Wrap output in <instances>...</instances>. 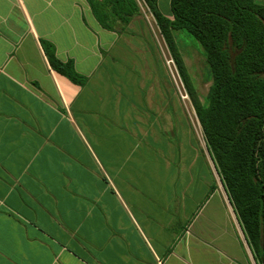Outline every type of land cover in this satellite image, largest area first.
Here are the masks:
<instances>
[{
  "label": "crops",
  "instance_id": "obj_1",
  "mask_svg": "<svg viewBox=\"0 0 264 264\" xmlns=\"http://www.w3.org/2000/svg\"><path fill=\"white\" fill-rule=\"evenodd\" d=\"M135 23L0 0V264H256L196 113L201 138L160 66L118 65Z\"/></svg>",
  "mask_w": 264,
  "mask_h": 264
},
{
  "label": "trees",
  "instance_id": "obj_2",
  "mask_svg": "<svg viewBox=\"0 0 264 264\" xmlns=\"http://www.w3.org/2000/svg\"><path fill=\"white\" fill-rule=\"evenodd\" d=\"M100 25L122 34L142 8L169 50L256 264H264V4L258 0H171L172 20L158 0H87ZM119 24L120 29L116 28ZM201 46L212 85L202 104L179 52L175 32ZM51 66L75 83L73 65L43 42Z\"/></svg>",
  "mask_w": 264,
  "mask_h": 264
},
{
  "label": "rangeland",
  "instance_id": "obj_3",
  "mask_svg": "<svg viewBox=\"0 0 264 264\" xmlns=\"http://www.w3.org/2000/svg\"><path fill=\"white\" fill-rule=\"evenodd\" d=\"M264 3V0H260ZM143 17L136 19L135 27H130L129 35L130 48L128 50V60L119 63V66H160V75L162 86L160 89L167 90L170 94L174 92L178 104L182 110L191 115L193 123V131L201 138V129L195 116V109L191 98L188 96L182 79L177 71L176 66L169 64L171 56L169 50L156 26L151 14L143 7ZM120 25L116 24V28L120 29ZM175 40L185 63L187 72L191 82L196 90L197 97L202 104H206L207 96L212 85V76L210 68L206 62L204 52L197 41H195L186 31L175 32ZM136 60L134 59V57ZM148 59H145L146 56ZM133 58H132V57ZM156 68V67H155ZM157 73V71L155 72ZM165 79V80H163ZM172 89V92H171ZM170 107L171 103H170ZM172 109V108H170ZM201 140V139H200Z\"/></svg>",
  "mask_w": 264,
  "mask_h": 264
},
{
  "label": "built area",
  "instance_id": "obj_4",
  "mask_svg": "<svg viewBox=\"0 0 264 264\" xmlns=\"http://www.w3.org/2000/svg\"><path fill=\"white\" fill-rule=\"evenodd\" d=\"M169 64H173V66L175 67L174 61L171 58V61H169Z\"/></svg>",
  "mask_w": 264,
  "mask_h": 264
}]
</instances>
